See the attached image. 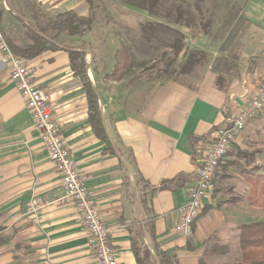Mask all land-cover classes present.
<instances>
[{
	"label": "crops",
	"instance_id": "obj_1",
	"mask_svg": "<svg viewBox=\"0 0 264 264\" xmlns=\"http://www.w3.org/2000/svg\"><path fill=\"white\" fill-rule=\"evenodd\" d=\"M0 1L10 9L3 14V28L19 46L31 44L28 27L34 22L26 2L49 19L84 3ZM240 2L245 27L236 46L208 54V60L185 69L183 52L185 61L178 74L189 81L170 78L153 86L145 73L137 74V68L145 70V66H138L136 57L129 58L133 67L118 71L126 47L122 40L120 48L115 45L118 50L113 59L103 55L107 51L94 56L85 37L60 36L64 37L58 39L60 43L66 40L65 46L78 51L86 43L88 77L98 95L113 151L91 128L87 96L71 68L68 51H47L30 60L16 55L31 70L36 87L50 96L53 121L111 229L119 264H138L133 244L155 254V243L178 264H208L215 259L232 264V255L241 257L240 228L264 222V206L257 204L264 200V181L257 187L254 182L256 175L264 176L263 112L249 123L220 165L228 171L233 182L228 191L237 200H219L217 181L215 197L205 204L208 209L196 222L193 235L185 238L172 231L186 203V187L216 130L264 84V0ZM113 36L105 34L104 39ZM2 60L0 53V264H97L74 204H54L38 215L28 212L32 199L53 203L63 196L64 187ZM196 67L201 70L197 72ZM180 176L188 178L184 185L160 189Z\"/></svg>",
	"mask_w": 264,
	"mask_h": 264
},
{
	"label": "rangeland",
	"instance_id": "obj_2",
	"mask_svg": "<svg viewBox=\"0 0 264 264\" xmlns=\"http://www.w3.org/2000/svg\"><path fill=\"white\" fill-rule=\"evenodd\" d=\"M240 1L163 0L158 8L151 12L146 0H84L83 5L75 11L91 17L94 21L92 30L84 38L89 42V49L94 56L99 57L103 51H107L103 55L114 59L118 50L115 45L120 48L119 41L122 40V44H125L123 46L126 47L122 49L118 71L127 67V56L131 51L132 56H136L138 66H145V70L137 68V74L145 73L146 79L150 77L152 85L155 86L170 78L189 81L178 74L185 61L183 53L178 57L174 55L168 46L173 37L162 30L164 27L161 24L176 28L184 35V56L198 51H205L207 55L213 56L215 52L236 46V40H239L245 27L244 22L238 19L242 10ZM229 15L237 17L230 25L224 26ZM207 22L209 30L205 32L204 25ZM234 33L235 37L228 42V36H234ZM105 34H112L114 38L104 39ZM62 38L64 37H59V40L62 41ZM67 42L64 40L63 43ZM128 43L130 45H127ZM108 62H112V59H108ZM195 70L199 72L201 68L196 67ZM222 167L223 165L219 167L218 172L221 173L216 179L219 184V200L231 199L235 202L237 198L228 191L233 182L229 179L227 169ZM239 262L242 264L239 255L231 256L232 264ZM218 263L225 264V261L215 259L208 264Z\"/></svg>",
	"mask_w": 264,
	"mask_h": 264
},
{
	"label": "built area",
	"instance_id": "obj_3",
	"mask_svg": "<svg viewBox=\"0 0 264 264\" xmlns=\"http://www.w3.org/2000/svg\"><path fill=\"white\" fill-rule=\"evenodd\" d=\"M10 11L6 2L0 1V53L2 63L8 65L11 78L22 94L26 107L31 112L35 129L49 153L50 160L59 169L64 187L63 196L50 203L32 199L28 212L32 215L51 208L58 203H71L81 215L84 228L90 236L97 264H119L117 254L111 244V229L106 225L103 215L85 186L81 172L73 154L62 136L60 128L52 117L50 96L36 87L32 81L31 70L26 63L13 54L6 43L2 18ZM264 112V84L259 92L237 112L231 114L225 125L216 130L214 138L206 146L199 159V168L192 182L186 187V203L180 208L179 222L172 231L182 237L190 238L205 204L210 203L216 192V174L230 151L232 144L242 135L250 122Z\"/></svg>",
	"mask_w": 264,
	"mask_h": 264
},
{
	"label": "trees",
	"instance_id": "obj_4",
	"mask_svg": "<svg viewBox=\"0 0 264 264\" xmlns=\"http://www.w3.org/2000/svg\"><path fill=\"white\" fill-rule=\"evenodd\" d=\"M146 1L149 6V11L153 12L158 8L163 0ZM25 5L32 18V21L34 22V25H32L31 28L28 27V34L31 44L28 46L17 45L11 38L7 29L3 28L4 37L9 48L15 55L29 60L37 58L47 51H58L60 49H65L68 51L70 55L71 68L75 75L80 78L87 96L89 107V123L91 128L95 136L98 139L104 141L109 146V148H111L110 140L103 123V117L99 106V98L93 87V84L88 77V63L86 60V53L84 52L86 49V43L83 42L82 46L78 48L80 51H78L69 48L58 41L59 37L62 35H67L71 38H84L94 26L93 19L88 16L80 15L74 10L59 13L55 18L49 19L41 14L36 5L29 2H26ZM236 17V15H229L224 22V26L230 25L231 22L235 21ZM238 19L239 21H243L245 23V19L242 17L241 12L240 16H238ZM161 25L164 27L162 30L169 33L173 37V40L168 44V46L170 49H172L174 55L178 57L185 50L184 35L176 28L165 24ZM204 30L205 32H208V22L206 25H204ZM233 37H235V33L234 36L233 34L228 36V42L231 41ZM221 51L223 52L225 49ZM132 57V52L130 51L127 56V67L130 66L131 68L135 65L129 60V58ZM206 58L207 53L205 51L192 52L186 56V64L184 65V69L187 68V66H192L196 63L202 62ZM136 64L138 65V63ZM261 180L264 181V176H255V187H257V183H259ZM186 181H188V178L180 176L176 180L163 183L160 186V189H174L184 185ZM147 188L152 189V187L148 185ZM153 189H155V187H153ZM258 201V205L261 204V206H264V200L263 203L262 200ZM206 209H208L207 206L203 208L200 217L203 215ZM150 232L152 234V239L155 240L154 232ZM239 245L241 250L242 264H264V222L243 225L240 228ZM133 251L138 264H178V262L168 255L164 250H162L157 243L154 244L155 254H152L147 248L141 249L137 244H133ZM225 254L226 251L224 249L223 255Z\"/></svg>",
	"mask_w": 264,
	"mask_h": 264
}]
</instances>
